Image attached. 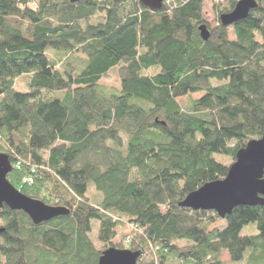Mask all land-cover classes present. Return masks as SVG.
Returning a JSON list of instances; mask_svg holds the SVG:
<instances>
[{
    "label": "trees",
    "instance_id": "16d2710c",
    "mask_svg": "<svg viewBox=\"0 0 264 264\" xmlns=\"http://www.w3.org/2000/svg\"><path fill=\"white\" fill-rule=\"evenodd\" d=\"M238 1L215 4L210 28L204 0L159 11L137 0H0L7 180L69 211L34 225L3 206L0 264H97L108 248L139 252L138 264H226L223 251L240 262L249 248L264 250V206L222 220L180 205L264 134V0L222 27ZM115 67L119 87L102 85ZM200 93L185 109L177 102ZM89 184L99 202L86 197ZM249 224L257 235L242 236Z\"/></svg>",
    "mask_w": 264,
    "mask_h": 264
},
{
    "label": "water",
    "instance_id": "95a60500",
    "mask_svg": "<svg viewBox=\"0 0 264 264\" xmlns=\"http://www.w3.org/2000/svg\"><path fill=\"white\" fill-rule=\"evenodd\" d=\"M71 4L78 0H68ZM150 11H159L165 0H137ZM257 7L254 0H239L233 10L219 16L222 27H230L248 17L251 10ZM202 41L209 39L205 25L198 28ZM163 125V124H162ZM12 171L6 155L0 154V209L6 206L11 211L24 213L34 225L48 222L57 217L66 216L69 211L63 207H48L42 202L22 195L7 180ZM264 134L258 140L249 141L240 149L235 161L228 167L222 180L207 183L188 194L181 206L192 211H213L224 220L233 209L239 206H264ZM3 229H0V233ZM139 252L106 249L97 264H138Z\"/></svg>",
    "mask_w": 264,
    "mask_h": 264
},
{
    "label": "rangeland",
    "instance_id": "374dc122",
    "mask_svg": "<svg viewBox=\"0 0 264 264\" xmlns=\"http://www.w3.org/2000/svg\"><path fill=\"white\" fill-rule=\"evenodd\" d=\"M224 0H204L203 4H204V11H203V16L204 18L207 20L210 28L215 27L216 25V19H215V14L213 13V6L215 4H217L218 2H222ZM229 38L231 39V34H229ZM29 82V78L26 77H22L20 79H18L16 81V90L17 91H21L24 92L27 90L26 85ZM119 74H118V68H112L105 77L102 78L101 80V84L106 86V87H110V88H114L117 89L119 87ZM202 96V94H192L188 97H183L180 99H177L178 104L180 105V107L182 109H185L186 107L189 106V101L192 100H197L198 98H200ZM56 97L60 98L62 97V94H57ZM86 197L90 199V201L92 203H96L99 202L102 199L101 194L95 189L93 184H89L88 188H87V193H86ZM96 226L97 223L93 222V235L92 237H94L95 235V230H96ZM213 226H217V227H224V223L223 222H217L216 224H214ZM241 235L242 236H255L257 235V231L255 229L254 224H249L247 226H245L242 231H241ZM262 253L264 254V250H254L253 248H249L244 256L243 259L240 262H230L229 257L227 255V253L225 251L222 252L221 254V260L226 263V264H263V258H261Z\"/></svg>",
    "mask_w": 264,
    "mask_h": 264
},
{
    "label": "built area",
    "instance_id": "2783aa9c",
    "mask_svg": "<svg viewBox=\"0 0 264 264\" xmlns=\"http://www.w3.org/2000/svg\"><path fill=\"white\" fill-rule=\"evenodd\" d=\"M171 1H173V0H165V1L163 2V4H169V2H171ZM27 182H28V183H31L32 181H31V179H28Z\"/></svg>",
    "mask_w": 264,
    "mask_h": 264
},
{
    "label": "bare ground",
    "instance_id": "6f19581e",
    "mask_svg": "<svg viewBox=\"0 0 264 264\" xmlns=\"http://www.w3.org/2000/svg\"><path fill=\"white\" fill-rule=\"evenodd\" d=\"M3 208V207H2Z\"/></svg>",
    "mask_w": 264,
    "mask_h": 264
}]
</instances>
